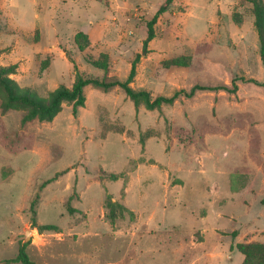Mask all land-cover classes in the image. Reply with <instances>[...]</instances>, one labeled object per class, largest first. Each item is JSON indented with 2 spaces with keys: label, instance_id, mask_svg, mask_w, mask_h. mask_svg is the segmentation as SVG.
Segmentation results:
<instances>
[{
  "label": "rangeland",
  "instance_id": "1",
  "mask_svg": "<svg viewBox=\"0 0 264 264\" xmlns=\"http://www.w3.org/2000/svg\"><path fill=\"white\" fill-rule=\"evenodd\" d=\"M129 1L0 0V64L45 98L72 87L73 61L125 80L165 0ZM218 3L175 0L160 14L131 86L153 98L228 89L151 109L90 84L76 114L65 101L42 120L0 87V264H22L24 245L34 264H243L240 245H264L261 41L251 2ZM104 12L133 26L112 54L82 35Z\"/></svg>",
  "mask_w": 264,
  "mask_h": 264
},
{
  "label": "trees",
  "instance_id": "2",
  "mask_svg": "<svg viewBox=\"0 0 264 264\" xmlns=\"http://www.w3.org/2000/svg\"><path fill=\"white\" fill-rule=\"evenodd\" d=\"M175 0H165L159 7L157 13L147 22L148 32L147 37L144 40V48L142 52L138 53L133 62L130 72L125 80H121L114 77H99V76H86L79 70L75 61L74 67L77 73L76 80L72 87L60 86L55 89L49 98L41 96L37 91L22 87L20 84L11 77L12 74L17 71V64L2 65L0 64V87L4 90L6 95V104H24L29 107L28 112L25 115V119H32L39 117L42 120H52L62 109V104L65 101L71 102L73 106V113L76 114L78 107L84 106L86 103L85 88L86 86L93 84L96 87L103 89L104 91L111 90L114 87L122 88L127 96H129L136 105L143 100L148 108H158L163 103H173L181 93H184L187 97H191L197 90L216 89L223 88L228 89L226 86L221 87H207L201 85H195L187 92L185 90L177 91L172 96H157L152 97L151 93L147 90H136L131 86L136 76V66L142 56L146 55L149 42L155 37V24L160 14L166 12L171 4ZM253 4V12L255 16V26L259 34L261 41V55L264 63V0H245ZM86 37L88 45L91 44L87 34H82ZM83 48V47H82ZM95 65L108 71V63L100 65L95 62ZM247 81L255 82L254 79H248ZM237 89V85H234ZM115 206V204L108 203V207ZM56 225H41L40 230L55 229ZM240 251L245 255V261L243 264H251L253 258H257L253 264H264V245L262 244H249L240 245ZM16 260L22 264H34L30 259L29 254L26 251L25 245L21 247Z\"/></svg>",
  "mask_w": 264,
  "mask_h": 264
},
{
  "label": "crops",
  "instance_id": "3",
  "mask_svg": "<svg viewBox=\"0 0 264 264\" xmlns=\"http://www.w3.org/2000/svg\"><path fill=\"white\" fill-rule=\"evenodd\" d=\"M219 5L229 8L241 3V0H217ZM107 3V2H106ZM110 5L115 8L117 6L123 7L124 10H128L130 5L129 0H109ZM123 18H124V14ZM116 18L111 12L104 15H99L97 18L89 19V30L85 33L88 35L91 45L96 49L97 53L107 52L112 54V47L118 43L115 38H120L122 41H130L131 32H133V26L129 24L124 18ZM121 41V42H122ZM123 43V42H122ZM114 49V48H113Z\"/></svg>",
  "mask_w": 264,
  "mask_h": 264
},
{
  "label": "water",
  "instance_id": "4",
  "mask_svg": "<svg viewBox=\"0 0 264 264\" xmlns=\"http://www.w3.org/2000/svg\"><path fill=\"white\" fill-rule=\"evenodd\" d=\"M28 237V236H27Z\"/></svg>",
  "mask_w": 264,
  "mask_h": 264
}]
</instances>
